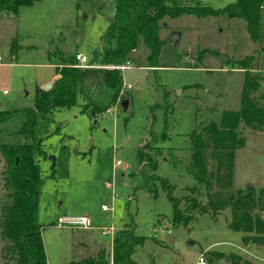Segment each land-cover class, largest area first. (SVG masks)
<instances>
[{"label": "rangeland", "instance_id": "obj_1", "mask_svg": "<svg viewBox=\"0 0 264 264\" xmlns=\"http://www.w3.org/2000/svg\"><path fill=\"white\" fill-rule=\"evenodd\" d=\"M197 1L222 10L237 0ZM115 9V0H41L0 20V111L33 107L36 90L52 81L57 67L78 65V51L93 66L81 69L86 89L104 81V66L91 60ZM262 18L261 43L249 39L243 21L227 16L164 18L159 23L164 43L156 67L149 66V51L142 43L137 52L129 53L128 63L118 65L128 67L122 72L126 111L117 105L113 114L104 112L96 118L78 106L56 112L54 133L44 140L38 159L42 183L37 222L47 264H67L97 252L111 254L112 241L127 227L143 239L132 255L138 264H195L200 256L207 264H243L237 256L264 264V246L245 249L241 235L229 228V207L216 218L195 214L186 224L174 225L160 182L147 184L151 175L166 180L178 200L196 184L189 137L221 111L240 109L244 71L234 61L252 57L250 73L264 77V12ZM173 33L180 35L177 45L170 41ZM241 134L246 141L235 153L231 191L251 185L255 195L263 197L264 132L241 128ZM28 142L17 133V125L0 124V147ZM152 142L160 149L154 170L140 156L145 144ZM206 166L209 172L218 167L210 149ZM6 177L0 148V264H14L15 252L1 233L11 204ZM152 184L155 196L149 192ZM207 200L205 188L199 201ZM78 215L89 217L93 229L58 228L60 219ZM106 229L112 233L102 236L100 230ZM209 251L218 253L219 259L208 262Z\"/></svg>", "mask_w": 264, "mask_h": 264}, {"label": "trees", "instance_id": "obj_2", "mask_svg": "<svg viewBox=\"0 0 264 264\" xmlns=\"http://www.w3.org/2000/svg\"><path fill=\"white\" fill-rule=\"evenodd\" d=\"M41 0H0V15L16 16L21 7H31ZM114 20L102 36L101 48L94 53L92 62L100 60L104 67L118 66L129 53L142 43L148 48L147 61L156 67L163 40L159 36L160 21L185 15L199 19L227 16L245 23L249 39L261 43L263 20L260 6L264 0H237L222 10H214L197 0H115ZM90 61V63H91ZM252 57L234 61L244 71L241 106L238 111L223 110L207 124L190 135V160L196 184L188 194L178 200L173 196L174 186L151 175L160 182L172 206V223L186 224L195 214L217 215L229 207L232 219L229 228L235 232L264 236V196L255 195L253 188L231 191L232 169L236 151L245 145L241 128H264V77L250 73ZM58 78L49 91L37 89L33 107L0 111V124L17 125V133L29 140L27 144H4L1 152L7 165L6 186L11 190V204L1 226L3 238L11 244L17 261L14 264H47L41 228L37 222V203L41 186L38 159L43 155V142L53 135L55 114L58 110L78 106L80 111L96 118L108 108L123 102L122 73L105 69V79L92 90L86 89L81 69L74 62L56 69ZM167 130V127H165ZM165 134L162 139L165 140ZM154 142V141H153ZM146 143L140 152L151 170L156 167L159 148ZM218 161L215 172L206 166V152ZM226 168V172L223 170ZM207 189V203L199 201L200 193ZM211 189H215L211 193ZM157 194L154 184L149 190ZM183 201V202H182ZM183 203V207L181 205ZM143 239L135 235L132 227L122 229L112 241L111 254L100 252L96 257L71 261L67 264H138L132 259L135 248Z\"/></svg>", "mask_w": 264, "mask_h": 264}, {"label": "built area", "instance_id": "obj_3", "mask_svg": "<svg viewBox=\"0 0 264 264\" xmlns=\"http://www.w3.org/2000/svg\"><path fill=\"white\" fill-rule=\"evenodd\" d=\"M260 11H261V13L264 12V3L260 6ZM75 61L78 63V65H76L77 68L83 69L84 67L85 68L93 67L92 65L88 64L89 63L88 58L85 55H83L82 53H77L75 55ZM109 68L119 70L122 73L128 67H126V66H111ZM4 93H6V92L4 91ZM117 105H119V103L108 108L105 111V113L108 115L113 114L114 109L117 107ZM262 132H264V128L262 129ZM102 209L105 210V207L103 206ZM262 218L264 219V214H263ZM57 226L60 229H65V228L83 229V230L93 229L90 218L87 216H84V215L66 216V217H64L58 221ZM111 233H112V230H109V229L100 230V234L102 236H107V235H110ZM195 264H207V260L204 256H200L196 260Z\"/></svg>", "mask_w": 264, "mask_h": 264}, {"label": "crops", "instance_id": "obj_4", "mask_svg": "<svg viewBox=\"0 0 264 264\" xmlns=\"http://www.w3.org/2000/svg\"><path fill=\"white\" fill-rule=\"evenodd\" d=\"M33 6V5H32ZM7 16H10V15H6V14H3V15H0V20H8L7 18ZM262 20H263V18H262ZM109 25V24H108ZM108 27V26H107ZM134 52H137V49L136 50H134L133 51V53ZM77 53H82V52H77ZM76 53V54H77ZM132 53V54H133ZM133 56V55H132ZM125 63H128V61L127 62H125ZM66 65H68V63L67 64H64V65H62V66H66ZM62 66H59V67H57V68H61ZM56 68V69H57ZM148 68V67H147ZM105 69H107L106 67H104V70ZM149 69V68H148ZM58 78V75L56 74V71H55V77L52 79V81H50L49 83H52L53 84V82L56 80ZM46 85V84H45ZM127 88H130V86H127ZM39 89H41V88H39ZM123 90H124V88L122 87V90H121V96H122V98H124V94H123ZM121 103L122 102H120L119 103V105H121ZM240 190H242V189H240ZM221 213V211L217 214V215H215V216H213V215H210V214H208L209 216H211L212 218H216L219 214ZM231 216H232V213H231ZM231 219H232V217H231ZM231 221V220H230ZM83 231H89V230H83ZM234 234H239V236L241 235V237H242V239H243V242H241V245L243 246V247H245V249L246 248H248V247H255V248H257V249H261L263 246H264V236H262V237H259V238H256V237H258V236H256L255 234H246V233H242V232H235ZM256 241H261V244H257L256 243ZM211 253V257H209V256H207V259H208V262H210V261H212V260H218L219 259V254L218 253H213V252H207L206 254L207 255H209ZM99 254V252H97L96 253V255H92V257H95V256H97ZM238 257V259L239 260H241L242 261V263L243 264H250L249 262H247L246 260H244V259H242L241 257H239V256H237Z\"/></svg>", "mask_w": 264, "mask_h": 264}, {"label": "water", "instance_id": "obj_5", "mask_svg": "<svg viewBox=\"0 0 264 264\" xmlns=\"http://www.w3.org/2000/svg\"><path fill=\"white\" fill-rule=\"evenodd\" d=\"M170 41L172 43H174V45H177L180 41V35L179 33H173L171 36H170ZM52 87V83H47L46 85H44L41 89L43 91H49ZM127 105H128V101L127 100H124L122 103H121V106L123 107L124 111H126L127 109ZM252 186L249 185L248 188H251ZM192 243H189V245H191Z\"/></svg>", "mask_w": 264, "mask_h": 264}]
</instances>
